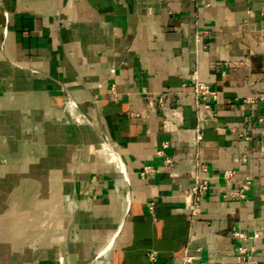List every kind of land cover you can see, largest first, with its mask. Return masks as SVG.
<instances>
[{
    "label": "crops",
    "instance_id": "crops-1",
    "mask_svg": "<svg viewBox=\"0 0 264 264\" xmlns=\"http://www.w3.org/2000/svg\"><path fill=\"white\" fill-rule=\"evenodd\" d=\"M193 72L217 97L190 226ZM159 96L181 107L176 132ZM263 142L264 0H0V264H179L187 246L195 264H241L238 245L264 264Z\"/></svg>",
    "mask_w": 264,
    "mask_h": 264
},
{
    "label": "built area",
    "instance_id": "built-area-1",
    "mask_svg": "<svg viewBox=\"0 0 264 264\" xmlns=\"http://www.w3.org/2000/svg\"><path fill=\"white\" fill-rule=\"evenodd\" d=\"M195 2H199L200 0H194ZM205 6H209V4H206ZM197 39L199 37H196ZM192 79V87L189 92V94L193 98L192 102V108L197 116V125L194 128L195 136L193 139V144L195 145V155L193 158V167H194V173H193V180L192 184L189 188L181 190V197L183 202L184 210L186 211V216L189 225L191 226L197 217L200 215V202L204 194L208 190L209 181L206 177L207 172V166L200 160L199 158V152L198 147L199 143L201 141V132H200V114L204 111L210 110L209 104L207 102L208 98H211L213 100L216 99L217 93L215 90H212L208 84L205 82H202L197 72H193L191 74ZM256 101L255 98H249L245 102L248 103H254ZM73 103V101H71ZM153 105L158 108L162 113V129L165 132H176L178 130V119L177 114H179V109L181 107H175V108H167L163 105L162 98L159 96L157 100L153 103ZM216 116V114H213ZM239 137L244 138L245 140L249 139V136H243L242 133L237 134ZM167 143L163 142L162 146L159 150L156 151L157 154H163V150L167 147ZM261 151L264 149V142L263 145L259 148ZM243 161H246V158L243 159ZM164 162L166 164L171 163V159L169 157H165ZM153 170L146 166L142 169L141 175L144 176L148 172H152ZM126 173V171H125ZM233 177V172L230 170L226 174V181L231 182ZM124 182L128 183L127 175L125 178L122 179ZM249 183L245 182L242 184V186L238 190H234L229 193L231 197L244 199L245 198V191L248 189ZM232 237L235 240H240L246 238V235L243 234L240 231H234L232 233ZM253 238H257L258 234L254 233ZM237 253L239 254V263L241 264H254L252 261V253L254 252L253 248H246L244 246L238 245L236 247ZM150 259H154V254L152 253L150 255ZM180 263L179 264H195L193 261V256L189 254L188 246L183 250L182 255L180 257Z\"/></svg>",
    "mask_w": 264,
    "mask_h": 264
},
{
    "label": "bare ground",
    "instance_id": "bare-ground-1",
    "mask_svg": "<svg viewBox=\"0 0 264 264\" xmlns=\"http://www.w3.org/2000/svg\"><path fill=\"white\" fill-rule=\"evenodd\" d=\"M99 135L101 136L102 141H103V143H104V144H102L103 149H105V150H110L111 153L114 154L115 151L113 150V148H112L111 144L109 143V141L107 140V138H106L102 133H100ZM104 140L107 141V145L105 144V141H104ZM117 164H118L119 170H124V171H122V172H123L122 179H123V178H125V176H126L125 169H124V167L122 166L121 162H118Z\"/></svg>",
    "mask_w": 264,
    "mask_h": 264
}]
</instances>
